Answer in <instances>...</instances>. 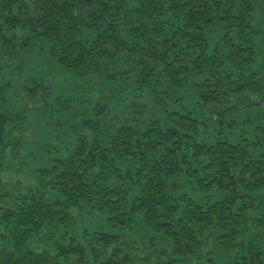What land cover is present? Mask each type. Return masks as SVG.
Wrapping results in <instances>:
<instances>
[{"label":"rangeland","instance_id":"1","mask_svg":"<svg viewBox=\"0 0 264 264\" xmlns=\"http://www.w3.org/2000/svg\"><path fill=\"white\" fill-rule=\"evenodd\" d=\"M21 5L25 12L37 11L31 0L15 1L14 14L19 16ZM251 9L255 31L250 33L252 36L248 40L256 57L250 58L255 65L250 64L249 69L264 74V41L256 30L258 27L264 29V0H252ZM7 17H0L3 19L0 21V93L3 95L0 114L8 118L1 135L0 217L14 209L21 198H30L32 193L43 197L49 205L57 201L62 203L53 219H47L27 242L29 251L43 255L46 264H99L113 256L123 264H156L171 255L174 248L173 237L169 236L167 228L163 230L159 225L169 223L173 226L170 231L182 232L181 225H175L183 217L181 209L185 208L187 199L203 204L233 198L226 191L228 189L212 181V178L220 179L217 172L220 168L202 157L196 161L190 158L193 163L189 160L188 164H180L165 181L164 174L161 176L168 199L164 206L154 205L150 213L141 192L153 181V160L146 170L141 160L144 151H140L137 141L139 138L142 142L148 131L155 130L154 126L149 127L152 122L174 127L172 115L185 112L196 126L194 129L185 123L187 130L177 127L179 132L193 134L194 139L209 144L218 136L239 143L245 135L255 145L252 148L257 153L264 152V139L260 140L264 137L261 94L246 90L232 92L230 96L220 95L216 101L206 100L214 88L205 84V74L197 73L200 66H195L194 57L187 60V69L173 78L166 72L162 59L155 60L154 56L145 54L139 58L124 51L116 57L98 55L88 70L75 72L62 67L53 56L52 41L13 27L6 23ZM169 20L175 23L171 17ZM222 25L214 19V26L206 30L208 55L216 47L226 48L224 32L220 30ZM235 32L236 29H231L230 33L233 36ZM130 38L133 41L128 32L123 34V40ZM179 40L180 48H187L188 54L193 53V45H188L189 37L181 35ZM233 77L236 78L234 74ZM201 87L205 95H201ZM228 107L234 109L228 112ZM124 124L135 128L130 136L132 143L127 138L126 146L114 148L105 135L110 136L111 131ZM80 139L92 145L96 153L101 154L107 148L105 157L110 167L102 165L100 160L95 166L88 162L80 173L87 183L95 174H100L102 167L109 198L121 199L119 209L104 207L98 199L89 205L77 201L67 207L65 196L49 185L51 180L55 183L51 173L54 160L66 159L74 153ZM14 144L19 147L17 152H13ZM228 167L230 173L237 176L239 170L236 171L231 163ZM46 172L51 173L50 176ZM142 174L148 177L144 179ZM241 176L242 173L239 178ZM225 179L228 181L227 177ZM240 182L238 209L243 221H229L233 228L229 231L226 225L219 224L203 227L204 235L193 233L194 248L185 255L188 264H230L240 257L248 264H264V254L261 255L264 252V190L250 189L253 187L250 183L255 184L252 177L242 176ZM242 195L247 198L246 210L241 207ZM259 201L261 206H258ZM235 213H238L237 207ZM117 219L123 222L121 227L116 224ZM4 234V227H0V250L6 253ZM72 246L84 252L61 255L59 248ZM90 246L95 248L94 253ZM129 247H134L132 254ZM94 254L98 256L94 258ZM135 255L136 259L131 261ZM4 261L0 254V264H5Z\"/></svg>","mask_w":264,"mask_h":264},{"label":"trees","instance_id":"2","mask_svg":"<svg viewBox=\"0 0 264 264\" xmlns=\"http://www.w3.org/2000/svg\"><path fill=\"white\" fill-rule=\"evenodd\" d=\"M15 1L24 2L25 0H0V17L8 16L6 23H10L13 27L36 33L43 39L52 41L51 53L62 67L71 71L81 72L84 68L88 70L91 61L98 55L109 54L111 57H116L118 53L124 51L133 53V56L139 58L145 54L147 57L154 56L155 60L162 59L166 63V72L173 78L176 73L185 71L187 60L194 57L195 66H200L197 73L205 74V84L209 83L214 88V91L207 94L206 100L216 101L220 95L230 96L232 92L246 90L259 92L264 100V74L259 70L258 72L254 71L255 69H249L250 64L255 65L250 58L256 57L248 40L252 36L250 33L254 34L255 31L252 23V0H31L37 6L36 13L25 12V8L21 5L19 16L13 11ZM169 17L174 19V24L170 23ZM214 19L224 25L223 28L220 27V30L224 32L223 40L226 48L216 47L212 54L208 55L205 33L208 27L214 26ZM2 20L0 18V21ZM123 26H125L124 29H122ZM260 28L262 27L256 30L261 41H264V29ZM231 29H236L233 36L230 33ZM126 32L133 36V41L131 38L128 41L123 40V34ZM181 35L190 38L188 45H193L191 46L193 53L188 54L187 48H180ZM244 44H247V47ZM225 69L228 72H225ZM200 89H202L201 95H205L204 87ZM2 98L3 95L0 93V99ZM232 108L228 107L227 111L234 109ZM172 118L174 127L154 121L149 124V127L154 126L155 130L148 131L143 136L142 142L139 138L137 141L140 151H144L141 153V160L146 170L150 169L147 165L150 164L151 159L155 170H153V181L149 180L150 183L141 192L145 199V206L149 207L148 211L151 213L154 205L156 207L165 205L164 202L168 196H165L164 181L170 177L177 166L180 168V164H188L190 158L196 161L202 157L210 165L220 168L217 171L220 181L217 177L212 178V181L228 189L226 191L233 198L212 200L203 204L194 199H187L185 208L181 209L183 217L175 225H181L182 232L170 231V229L173 230V226L169 223L159 225L163 230L167 228L169 236L173 237L174 248L170 252L171 255H167L164 261L156 264H188L185 255L192 251L193 233L202 234L203 227L206 228V225L219 224L226 225L229 231L233 229L231 223L235 220H239L240 223L243 221V215L239 217L238 209L240 206L238 186L242 184L240 182L242 176L254 179L255 184L250 183L253 186L250 189L264 190V152L257 153L252 148L255 145L249 142V137L244 135L239 143H234L230 139L218 136L212 144H209L194 139L193 134L179 132L177 127L187 130L185 123L192 125L194 129L196 126V122H192L185 112L175 113ZM7 120V117L0 114V152L2 151L1 135ZM116 129L111 131L110 136L105 135L110 145L114 148L126 146L127 138L129 143H132L130 136L134 133V126L124 124ZM262 139L264 137L260 140ZM12 147L13 152L18 151L17 144ZM106 151L107 148L104 152L102 150L101 154L96 153L92 145L80 139L74 153L66 159L54 160L51 173L54 174L55 183L51 180L49 185L53 186L54 190L57 189L63 197L65 196L64 203L67 207L77 201H85L89 205L96 199L100 200L102 206H107L114 211L121 207L120 198L112 199L107 194L109 186L102 176V167L100 174H95L87 183L84 182V175L80 173L88 162L95 166L100 160L102 165L110 167L105 157ZM190 161L193 163L192 160ZM229 163L236 171L239 170L237 176L230 173ZM150 171L152 172V169ZM51 173L45 174L50 176ZM241 173L242 176L239 178ZM163 174L164 181H161ZM142 175L144 179L148 177L145 174ZM241 198V207L244 210L247 198L243 195ZM60 205H62L60 201L49 205L43 197L32 193L30 198H21L14 209L7 210L0 217V227H4L5 232L2 237L5 241L4 250H6V253H3L1 249L0 254L5 258V264L47 263L44 262L43 255H36L29 251L27 242L34 232H39L47 219L57 214L56 209ZM258 206H261V201ZM235 207L238 213H235ZM64 218L67 220L68 216ZM231 220L232 222L229 223ZM116 224L121 227L123 222L117 219ZM78 249L79 247L73 246L68 249L59 248L62 256H69L76 251L84 252L83 249ZM90 250L92 253L95 252L92 246ZM129 250L132 254L134 247ZM263 254L264 252L261 255ZM93 256L96 258L98 254ZM135 259L136 255L131 258V261ZM241 261H243L242 264H248L246 260H242V257L230 264H240ZM258 263L260 262H255V264ZM99 264H123V262L113 256L104 261L101 260Z\"/></svg>","mask_w":264,"mask_h":264}]
</instances>
